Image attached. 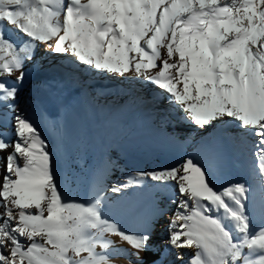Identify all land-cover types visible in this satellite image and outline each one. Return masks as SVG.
<instances>
[{
	"label": "snow or ice",
	"instance_id": "6c2138e0",
	"mask_svg": "<svg viewBox=\"0 0 264 264\" xmlns=\"http://www.w3.org/2000/svg\"><path fill=\"white\" fill-rule=\"evenodd\" d=\"M40 55L50 66L69 60L73 78L83 66L135 80L150 101L123 95L154 102L170 140L199 134L215 153L224 125L250 134L255 184L217 186L209 167L185 153L135 179L97 181L85 198L66 194L65 183L81 177H58L55 153L29 111L33 97L25 96ZM47 86L55 94V75ZM107 94L99 88L93 99ZM41 117L53 119L46 110ZM0 169V264H112V235L128 245L129 264H264V0H0ZM148 181L173 187L160 241L162 210L133 229L111 214L119 204L143 217L125 193Z\"/></svg>",
	"mask_w": 264,
	"mask_h": 264
},
{
	"label": "bare ground",
	"instance_id": "6f19581e",
	"mask_svg": "<svg viewBox=\"0 0 264 264\" xmlns=\"http://www.w3.org/2000/svg\"><path fill=\"white\" fill-rule=\"evenodd\" d=\"M50 65V57H37L35 66L29 69L31 75L27 88L30 92L26 91L25 96L33 97L28 101L32 106L29 111L37 119L43 135L51 138L49 146L55 153L58 177H65L69 171L81 177L74 184L65 183L66 194L70 192L73 197L85 198L97 181V187H103L116 179H135L136 173L141 170L175 165L185 153H191L209 167L217 186L234 182L255 184L257 160L253 156L254 137L250 134L238 131L232 124L224 125L225 133L215 153L208 152L202 146L199 134L194 133L195 139L190 141L170 140L164 135L165 130L161 125L165 116L159 114L154 102L132 104L130 96L123 95L122 90H126L132 97H143L150 101V94L141 89L135 80L121 81L110 76H99L83 66L75 71L73 78L68 75L74 72L69 60ZM53 75L59 85L55 94L47 86ZM102 87L108 90V94L94 100L95 91ZM148 109H151L150 115H147ZM45 110L52 114V120L41 117V112ZM166 118L172 120L174 116L166 114ZM172 130L171 127L167 129L169 132ZM218 133L219 129L215 132L210 130L206 139H214ZM119 143H124L123 150L117 148ZM114 157H118L119 161L115 162ZM110 160L116 165L115 170L107 177L92 180L93 175L100 174V168L107 166ZM125 195L134 202L143 217L127 214L123 211L124 206L119 204L111 214L122 221V226L133 229L141 225L143 218L158 216L162 210L163 218L156 225V239L163 240L174 210L172 185L148 181L141 188L128 189ZM119 200L118 196L112 197V201ZM115 237L112 235L109 239L114 241ZM119 247L110 249L112 264L116 263L117 256L128 260L123 252L128 247Z\"/></svg>",
	"mask_w": 264,
	"mask_h": 264
},
{
	"label": "rangeland",
	"instance_id": "374dc122",
	"mask_svg": "<svg viewBox=\"0 0 264 264\" xmlns=\"http://www.w3.org/2000/svg\"><path fill=\"white\" fill-rule=\"evenodd\" d=\"M151 114V109L149 110H147V115H150ZM100 131H101V129L100 130H98L97 131V135L100 133ZM96 135V136H97ZM47 139H48V141L50 142L51 141V138H50V136L49 135H44ZM117 148H119V149H124V143H119L118 145H117ZM114 161L115 162H118L119 161V159H118V157H114ZM107 166H103V167H101L100 168V171H99V173L100 174H95V175H93V178H92V180H96V179H98V178H102L103 176L104 177H107V174L108 173H110V172H113V170H115V167H116V165L115 164H113V162H111V160H110V162L109 161H107ZM102 183L104 184V182L102 181ZM115 240H114V242H115V246L116 247H114V249L115 248H118V245L119 246H121V247H123L124 245L125 246H127L128 247V245L127 244H125L123 241H121V239L117 236V237H115L114 238ZM123 245V246H122ZM121 247H119V249H121ZM115 261H116V263L115 264H127L129 261L126 259V258H123V257H115Z\"/></svg>",
	"mask_w": 264,
	"mask_h": 264
}]
</instances>
